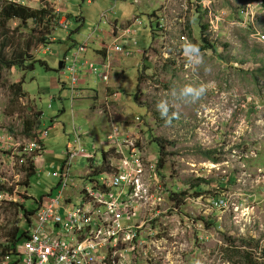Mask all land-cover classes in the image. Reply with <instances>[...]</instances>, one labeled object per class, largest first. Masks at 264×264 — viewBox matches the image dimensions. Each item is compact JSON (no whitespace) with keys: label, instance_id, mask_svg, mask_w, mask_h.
<instances>
[{"label":"rangeland","instance_id":"1","mask_svg":"<svg viewBox=\"0 0 264 264\" xmlns=\"http://www.w3.org/2000/svg\"><path fill=\"white\" fill-rule=\"evenodd\" d=\"M53 1L43 0L37 8L44 4L52 8ZM165 1L65 0L69 30L55 22L52 37L56 40L48 47L43 40L50 41L51 35L32 21L29 25L18 20L0 22V52L4 56L10 59L16 52H26L32 58L38 57L34 70L13 68L0 72V130L24 133L23 119L39 113V130L48 131L44 138V163L41 162L44 171L32 177L28 192L26 177L21 178L20 171L8 165V156L2 151L0 159L5 162L0 166V185H19V195L25 199L26 193L34 199L50 192L55 196L58 178L53 175L61 169L64 153L74 142L73 115L74 124L86 133V149L94 155L93 160L82 159L73 166L77 178L91 165L93 170L103 164L104 152L112 144L107 140L108 134L116 126L120 135L128 132L131 138L141 140L145 156L148 152L157 157L155 140L164 141L165 172H158L161 184L172 181L185 189L190 198L181 209L191 218H204L201 209L207 212L206 242L199 247L192 244L191 233L185 251L176 254L178 261L239 264L237 252L248 251L259 264H264V43L250 38L253 27L228 25L245 4L255 5V12L260 13L254 27L264 34V0H170L161 8ZM207 2L212 3V13L223 15L226 23L218 33L208 29L207 40L213 49L201 52L198 24L209 22V13L204 10ZM113 9L115 15L105 24L103 14ZM154 14L159 18L153 19ZM136 19L137 25L131 26L134 37L120 44L124 53L133 55L122 58L120 64L114 63L110 85H115L114 90L121 97L117 116L113 115L115 120L111 122L107 112L99 113L101 96L92 97L103 92L102 81L91 77L86 93L72 102L71 74L65 71L71 64L63 70L59 67L92 36L103 38L116 21L125 27ZM155 21L160 22L157 31ZM182 36L192 45L193 53L186 57L188 67L179 66L185 64L177 54ZM105 44L112 45L110 40ZM94 48L89 45V61L100 69L98 61L91 59ZM150 48L146 57L149 70L143 75L139 103L138 76L145 64L143 53ZM19 81H23L26 93L22 99L11 89ZM137 117L141 118L138 122ZM78 181L82 182L79 178ZM192 183L201 184L200 193H195L197 188H192ZM212 199H222V208H214ZM73 201L79 203L77 198ZM25 204L30 209L38 207L31 198ZM15 209L5 205L0 210V247L7 241L6 232L17 226L20 214L15 218ZM208 222L215 223L208 226ZM242 239L253 241L243 244Z\"/></svg>","mask_w":264,"mask_h":264},{"label":"built area","instance_id":"2","mask_svg":"<svg viewBox=\"0 0 264 264\" xmlns=\"http://www.w3.org/2000/svg\"><path fill=\"white\" fill-rule=\"evenodd\" d=\"M52 6L55 14L62 15L61 7ZM207 6L204 10L209 13V32L218 33L226 20L223 15L212 13L209 7L212 6L211 2H207ZM255 8V5L245 4L228 25H239L246 29L253 27L250 38L264 43V34L254 27L260 12H255ZM114 15V9L108 11L103 14L102 21L106 24ZM59 25L69 30L67 19L61 17ZM158 26L160 22L157 23L156 31ZM133 35L129 29L120 31L109 50L130 57L131 53H124L120 44ZM190 45L186 37L180 38L177 54L185 64L179 66L188 67L186 60L193 53ZM46 52L48 49H45ZM85 53L86 47L81 46L72 57L64 60L65 68L68 63L71 64L65 71L71 74L72 102L81 94L77 87L81 68H87L103 83L109 81L111 65L98 69L93 63L82 61ZM119 97V93H107L104 113L111 110L110 101ZM74 117V142L68 145L70 148L64 153L61 169L53 175L58 178L57 194L54 196L51 192L26 228L21 210L19 218L23 226L20 228L27 233V237L18 246L21 257L15 262L12 256L5 255L0 264H186L178 261L176 254L185 251L184 246L190 236L194 235L192 244L198 247L206 242L205 210L201 209L200 213L204 218L188 216L181 209L182 204L190 198L188 195L184 197L185 189L180 184L174 185L172 181L171 184L166 181L161 184L158 172L164 173L165 170L158 167V156H145L141 140L131 138L129 133L120 135L116 126L107 138L115 149L112 159L107 166H98V169H108L101 170L100 174L90 179L93 170L88 167L78 176L82 182L78 181L72 172L73 166L79 165L82 159L93 160L94 155L86 149L83 142L86 133L74 124ZM39 133L40 139L31 140L22 131L14 134L5 128L2 132L0 130V152L8 156V165L19 170L21 178L26 176L24 168H27L29 160L33 162L38 175L44 171L41 162L45 148L41 140L47 137L48 131ZM4 162L3 158L0 159V166ZM2 179L0 176V183H3ZM18 188L19 185L14 188L12 183L6 188L0 185V210L5 205L14 206L18 203L26 206ZM74 198L79 200L78 204L74 203ZM212 200L214 208H222L224 205L222 199Z\"/></svg>","mask_w":264,"mask_h":264},{"label":"trees","instance_id":"3","mask_svg":"<svg viewBox=\"0 0 264 264\" xmlns=\"http://www.w3.org/2000/svg\"><path fill=\"white\" fill-rule=\"evenodd\" d=\"M197 13V12H196ZM62 17V15L58 16L57 14H55V8L54 7H49L47 4H44L41 8H33L29 5L23 4V3H19L17 1L14 0H3L0 2V22H3L4 24H8L10 21L13 20H18L21 22V24H26L29 25V22H33L34 24H36L37 26L39 25L41 28H44L46 30L47 35H51V40L47 41L46 39L43 40L45 43V47H48L53 41H52V33L53 31L56 29L55 26H57V24H55V22L57 21L59 23L60 18ZM59 18V19H58ZM202 17H200L199 19H201ZM157 24V22H156ZM199 39H200V45L198 47L199 51H207V50H212L213 46L208 42V26L206 24H201L199 22ZM156 32L155 30L152 31V33ZM190 34V38H191V33ZM154 38V37H153ZM189 38V39H190ZM192 41V39H190ZM151 48L143 53V57H144V65L142 66L143 69L139 72V76H138V93L136 95V100L140 103V95H141V83L143 81V75L145 73V71L149 70L148 67H146V63H147V53L150 52ZM129 52V51H128ZM131 53V52H130ZM132 53L131 56L128 58L132 57ZM38 60L37 58H32L31 55H29L26 52H16L14 54L13 58H8V56H4L1 52H0V72H2L4 69H13L16 68L17 70L20 71H26V70H34L35 68V62ZM41 63L44 65L45 62L41 61ZM65 69V63H62V70ZM11 89L13 94L16 97H21L24 98L26 96V93H24L23 91V81H19L17 83H14L11 85ZM108 93L111 95L112 93H117L115 91L112 90H108ZM119 96L121 97V94H119ZM50 100H52L50 98ZM106 104L102 105V111H106ZM139 121L141 120L140 117ZM24 120V124H23V132L25 137L34 140V139H40V133H39V120H40V114H31V115H27ZM35 130V131H34ZM22 131V130H21ZM155 142L158 145V162L157 165L158 167H163L164 163V156H165V148H164V141L162 140H158L156 139ZM41 144L44 145L45 148V143L43 142V140H41ZM115 152L114 148L109 149L107 152H104V159H103V165H108L109 163V157L113 156ZM91 167L93 168L94 165H91ZM104 169H108V167L106 168H101L98 169V167H96L95 169H93L91 175L89 176L90 179H92L93 177L97 176L98 174H100L99 172L101 170ZM24 170L26 171V178H25V182L24 185L26 186V191L28 188H30L31 186V179L32 177L37 173V170L33 164V162H31V160L28 161V166L27 168H24ZM197 181H204V180H197ZM201 184L197 183H192V188H197L195 193H200L202 186H200ZM28 192V191H27ZM202 193V192H201ZM51 193H46L43 194L40 198L38 199H34L32 196L28 195V193L23 194V196L27 198H31L35 201V203L37 204V208L36 209H30L27 206H25L24 204L22 205H14V208H16L15 210V218H17L16 216L21 214V210H22V214L24 219L26 220V223L24 225V228H26L28 225L31 224L32 221V217L35 215V212L37 211V209L43 204V202L45 201V199L47 197L50 196ZM187 193L184 192L183 195H186ZM24 201L26 202V199L23 198ZM19 213V214H17ZM19 218V217H18ZM17 226H15L14 228H11L10 230H8L5 234L6 237V243L3 244L0 247V260L3 256L5 255H10L14 258V261L17 262L19 260L20 254L18 253V246L20 245V242H22L26 237H27V233L25 232V230H22L20 227L21 225L23 226V224L21 223V219L19 218L18 220H16ZM206 224H207V220H206ZM211 224H214L211 223ZM208 222V226L211 225ZM243 244H249V242H252L253 240H249V239H242ZM230 244L229 246L233 245L232 241H229ZM238 250L240 249L239 247H236ZM240 256L239 259V264H259L253 257L252 253H249L248 251H244L242 252H237Z\"/></svg>","mask_w":264,"mask_h":264},{"label":"crops","instance_id":"4","mask_svg":"<svg viewBox=\"0 0 264 264\" xmlns=\"http://www.w3.org/2000/svg\"><path fill=\"white\" fill-rule=\"evenodd\" d=\"M41 1H43V0H19L18 2H22V3L26 4V5H29V6L33 7V8H37L40 5ZM64 1L63 2L62 1L59 2L57 0H54L53 1V5H58L59 7H61L62 12H63L62 13V16H64V17H62L63 20L67 19V17L65 16L66 15L65 12H66L67 9H66V7H64L65 6V4H64L65 2ZM166 1H165V3L162 4L161 8L164 5H166V3H167ZM259 13H258V15H259ZM153 17H154L153 19H155V17L156 18H159L157 14H154ZM67 21H68V19H67ZM137 21L138 20L136 19L133 24H130L129 26H125V27H120L118 21H116L115 23L112 24V30L110 32H105L103 34V38L100 37V39L99 38L96 39V38H94V36H92L89 39V41L84 45L86 47V53L82 56V61L83 62L92 63L91 61H89L90 59H89V56H88V49H89V45L90 46L91 45H94V47H95L94 48V51H93L94 52V55L92 56L91 59H93L94 61H98L97 62L98 63L97 65H99L100 67H103L104 65H107V64H110L111 65V71L109 73V81H108V83H103L102 82L104 84V90H103V92L102 93H95L92 96L94 98H99L101 96V98H102L101 105H104L105 104V100H106V96H107L108 90L110 89L112 91H115L114 90L115 85L114 84L113 85H110V82H111V79H112L111 77L114 74L113 73L114 63L120 64L121 61H122V58L123 59H128V57H126L124 54H120V53H116L114 51H110L109 48L113 45V41H114L115 37L118 36V34L120 33V31L123 32L126 29H129L130 31H132V27L131 26L137 25ZM156 22H158V21H155V23ZM151 23L152 22H150V25H149L150 29H152L151 28ZM132 32L135 34L134 31H132ZM152 35H153V37H155L156 36V33H153ZM133 37H134V35H133ZM55 40H56V38H53L52 37V41H55ZM107 40H110L112 45L107 46L105 44V42H107ZM124 40H128V39H124ZM74 52L75 51H73V53ZM79 75H81V76H79V83H78L77 87H78V90H80V93L81 94L77 98V100L80 99V97L82 96V93H86L87 90H86L85 86L87 85V83L89 81H91V77H94L87 70V68H81L80 71H79ZM65 88H66V86L63 87V89H65ZM119 101H120V97H119V99H117L115 101H110L111 104H112V108L108 112V117H109V119H110L111 122L115 120L114 119V116L117 113V108H118L117 106L119 105L118 104ZM99 113L101 114V110L99 111ZM116 116H117V114H116ZM123 132H125V131H123ZM127 134H128V132H127ZM43 142L45 143V139H43ZM112 147H113V144H111V147L109 149H111ZM45 150H46V148H45ZM144 151H145V147L143 148V152ZM146 154H147L146 156H148L149 158L152 157V156H154V155L149 154L148 152H146ZM42 161L44 163L43 158H42ZM43 168H44V165H43ZM204 214H205V216H207V212L206 211L204 212Z\"/></svg>","mask_w":264,"mask_h":264},{"label":"water","instance_id":"5","mask_svg":"<svg viewBox=\"0 0 264 264\" xmlns=\"http://www.w3.org/2000/svg\"><path fill=\"white\" fill-rule=\"evenodd\" d=\"M59 70H62V63L60 64Z\"/></svg>","mask_w":264,"mask_h":264},{"label":"bare ground","instance_id":"6","mask_svg":"<svg viewBox=\"0 0 264 264\" xmlns=\"http://www.w3.org/2000/svg\"><path fill=\"white\" fill-rule=\"evenodd\" d=\"M19 1V0H18ZM65 7V6H64ZM65 11V10H64ZM63 17V16H62ZM59 19V18H58ZM57 22V21H56ZM59 26V25H58Z\"/></svg>","mask_w":264,"mask_h":264}]
</instances>
